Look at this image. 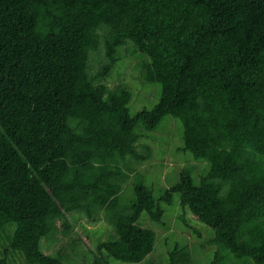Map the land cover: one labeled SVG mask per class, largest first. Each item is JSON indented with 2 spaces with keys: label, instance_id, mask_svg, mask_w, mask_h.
<instances>
[{
  "label": "trees",
  "instance_id": "1",
  "mask_svg": "<svg viewBox=\"0 0 264 264\" xmlns=\"http://www.w3.org/2000/svg\"><path fill=\"white\" fill-rule=\"evenodd\" d=\"M128 40L149 57L146 80L162 85L155 107L135 116L128 88L97 83ZM101 44L105 63L92 76ZM168 115L209 171L195 184L183 168L159 202L136 184L123 204L127 158H147L137 127L153 131ZM174 193L186 226L188 214L214 230L210 264H264V0H0V230L16 226L0 264L11 252L66 264L42 241L68 237L73 215L113 227L92 264L140 263L157 238L141 215L164 224L160 202ZM169 260L198 264L187 245Z\"/></svg>",
  "mask_w": 264,
  "mask_h": 264
},
{
  "label": "rangeland",
  "instance_id": "2",
  "mask_svg": "<svg viewBox=\"0 0 264 264\" xmlns=\"http://www.w3.org/2000/svg\"><path fill=\"white\" fill-rule=\"evenodd\" d=\"M103 49L104 44H101L99 52L91 53L89 71L92 76L97 75L105 63ZM117 58L118 61L110 75L98 80L97 83L110 88L115 86L128 88L132 93V100L128 105L131 116H135L142 110L153 109L161 98L162 85L159 82L146 80L145 73L149 57L128 40L118 49ZM136 132L140 136L138 152L147 158L141 162L134 161L131 157L127 158V162L131 163L134 170L129 172V179L123 188V204L129 205L136 200V184L141 183L147 186L158 201L168 189L179 182L183 168L193 171L195 184H199L200 178L209 171L208 162L198 160L191 152L183 150L184 125L180 119L168 115L155 130L147 131L144 125L140 124ZM160 205L165 211L164 224L159 225L153 222L146 212H143L138 222L139 226L157 233L154 251L140 263L125 264H170V252L177 244L187 245L198 264H210L216 252V247L210 245V241L215 236L214 230L188 214L185 218L191 226H186L179 219L183 212L179 193H174L171 204L161 201ZM71 225L73 230L68 237H63L61 233L58 234L61 239L59 244L54 241L45 244L50 239L49 237L42 241V249L53 257L57 255L58 250L63 249L66 253L63 255L66 264H92L95 260L96 246L100 242L109 240L115 234L113 227L103 219L96 224H88L82 216L73 215ZM15 227V225H10L7 229L0 230V258L8 246L9 237ZM195 230L201 235L195 233ZM70 242L75 248L70 246ZM8 264H26V261L20 252H11ZM109 264L124 263L109 257Z\"/></svg>",
  "mask_w": 264,
  "mask_h": 264
}]
</instances>
